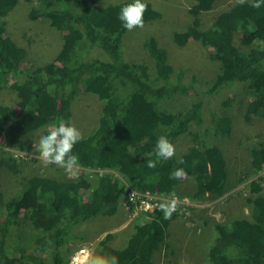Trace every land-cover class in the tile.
<instances>
[{"label": "trees", "instance_id": "16d2710c", "mask_svg": "<svg viewBox=\"0 0 264 264\" xmlns=\"http://www.w3.org/2000/svg\"><path fill=\"white\" fill-rule=\"evenodd\" d=\"M20 1L33 3L28 12L31 20H47L61 35L57 57L31 70L24 64L26 50L6 32V18ZM189 1L193 3L189 9L192 22L186 30L173 34L174 45L182 48L198 43L209 50L210 58L219 62L220 72L207 92L217 95L224 88L243 84L252 91L244 119L264 118V0L259 9L250 6L252 0L235 4L221 12L206 29L201 28L200 15L210 11L217 0ZM130 2L100 7L93 0H0V88H8L17 98V109L0 105V140L9 148L27 150L30 146L26 138L30 134L43 128L46 129L42 135L47 134L57 117L72 121V101L82 88L85 93L97 96L102 105L97 128L84 136L72 151L80 158V168L92 172L110 169L122 177L121 180L103 172L92 181L86 174L70 180L33 175L22 178L19 188L7 200L0 190L3 264H68L72 249L80 240L74 232L76 227L99 215H114L129 189L170 199L172 193L180 192L186 182H191V199L198 202L218 198L227 189L225 156L217 146H207L203 137L207 130L204 126L212 127L215 135L229 137L233 128L231 118L214 112L206 118L203 116L196 79H186L185 68L174 70L168 63L167 51L155 37L142 42L152 61L153 76L147 64H133L125 59L123 39L128 30L118 19V13ZM147 5L144 23L159 19L161 14L150 3ZM237 37L239 46L247 52L235 45ZM87 45L94 47L101 57L85 59L83 51ZM200 87L205 89L201 84ZM185 98L194 100L180 114L159 110L160 101ZM223 104L231 103L227 100ZM162 135L170 142L188 136L193 146L180 156L160 160L156 168H148L147 153ZM38 141L34 151L39 155ZM181 159L183 164L178 163ZM249 160L252 171L264 167V142L249 149ZM3 167L13 173L20 170L16 161L1 157L0 170ZM177 168H183L187 177L170 179ZM261 183L263 178L248 186L252 193L246 199L248 218L226 223L213 221L212 233L207 228L209 223H204L208 238L213 239L207 254L211 264H264V185ZM182 198L177 207L181 212H174L171 219H164L158 207L165 200H157L153 212L146 211L148 220H137L122 248L107 243L111 234L100 242L101 248L116 255L119 264H153L154 251L169 248L171 223L191 207V202L187 205ZM126 206L133 209L134 204ZM21 224H26L31 232L33 250L25 246L8 249L13 230ZM20 234L25 232H19L16 238Z\"/></svg>", "mask_w": 264, "mask_h": 264}, {"label": "rangeland", "instance_id": "374dc122", "mask_svg": "<svg viewBox=\"0 0 264 264\" xmlns=\"http://www.w3.org/2000/svg\"><path fill=\"white\" fill-rule=\"evenodd\" d=\"M93 1L97 6L106 7L129 0ZM147 2L161 14V17L155 21L144 23L142 28L127 31L123 39L125 59L133 64H147L149 72L153 76L152 61L146 54L142 42L150 36L155 37L159 46L167 51L168 63L174 70L177 71L181 67L185 68L186 79H196L197 89L200 90L198 97L203 102V116L208 117L210 112L228 115L233 127L229 137H221L213 134L212 127L204 126V129H207L203 137L204 142L207 146L220 148L228 164L229 183L225 193L218 198L198 202L191 199L193 184L186 182L175 196L180 202H182V196L184 197L183 200H189L191 207L187 213H183L182 217H179L178 214V220L171 223L169 248L160 247L154 251L153 264H211L207 256L208 248H210L208 247L209 243L211 242V245L213 243L211 236L208 238V231L211 232L212 228L211 223L213 221L226 223L235 219L248 218L250 210L246 199L252 197L248 186L259 178L264 180V169L252 171L249 163V149L259 147L264 142V118L255 117L250 121L244 119V111L252 96V91L243 84H234L231 88H224L217 95H211L207 92V87L213 84L216 75L220 72L219 62L210 58L209 50L207 51L198 43H190L182 48L174 45L173 34L186 30L192 22V16L189 13L193 4L191 1L147 0ZM238 3H240L238 0H217L210 11L200 15L201 28H208L221 12L227 11ZM32 4L31 2L20 1L6 18L8 36L27 52L24 64L28 70L53 60L61 51L60 33L53 30L47 20L36 19L33 21L28 17ZM238 40V37L234 40L235 45L240 51L247 52L246 48L239 46ZM83 56L85 59H90L95 56L99 57L100 53L94 47L87 45L84 48ZM200 84L205 89H201ZM193 100V98L164 100L158 103V107L163 113L177 115L184 112ZM227 100L231 103L228 106L223 104ZM1 104L15 106L17 109L15 93L8 88H0ZM101 105V100L97 96L85 93L82 88L78 89L71 105L73 116L71 122L81 131L83 137L97 128ZM45 129H40L27 136V145L30 146L27 150L9 148L6 144L4 145L3 139L0 140V158L13 159L20 169L18 173L9 171L7 167L0 170V190L4 195V200L9 199L15 193L22 178L29 176L39 175L56 180H70L86 174L88 179L92 181L100 176L98 173L80 168L77 175L73 177L64 168L57 165L44 166L39 155L34 151V144ZM171 142L175 145L176 156L184 154L193 146L191 138L185 135L179 136ZM105 174L122 180L116 171L105 172ZM261 184L264 185V183ZM155 197L152 198L156 199ZM205 198L209 197L206 196ZM119 202L118 211L114 215H99L76 227L74 232L80 236V240L72 249V253L68 257L69 262L73 256H76L74 264H86L84 261L85 253L94 248L100 249V242L108 234H111L112 237L107 243L114 248H122L133 233L137 220L143 218L148 220L146 216L148 212L146 211L149 209L139 207H134L133 210L129 209L126 206L125 195ZM206 221L209 223L207 225L208 231L203 228ZM19 232H25V234H20V237L16 238ZM13 233L7 244L8 249L13 251L15 246H25L33 250L29 239L31 232L26 224L19 225L13 230ZM80 250H84V252L80 253ZM0 264H3L1 260Z\"/></svg>", "mask_w": 264, "mask_h": 264}, {"label": "clouds", "instance_id": "9594fccd", "mask_svg": "<svg viewBox=\"0 0 264 264\" xmlns=\"http://www.w3.org/2000/svg\"><path fill=\"white\" fill-rule=\"evenodd\" d=\"M238 2L244 3L246 0H238ZM261 5L262 0H252L250 6L259 9ZM147 7V0H131L130 3L121 7L118 19L128 31H132L134 28H142ZM82 139L81 131L70 119L57 117L51 130L39 138L37 149L41 162L44 166L57 165L64 168L70 176H76L81 167L80 158L72 150ZM175 154V145L166 136L162 135L157 139L153 150L147 153V167L156 168L160 160L171 159ZM178 163L183 164V159L179 160ZM186 177L187 173L183 168H177L170 174V179ZM158 207L163 212L164 219H171L178 207V198L175 193L171 194L170 199L161 202ZM84 261H86V264H119V258L103 248H94L92 251L86 252Z\"/></svg>", "mask_w": 264, "mask_h": 264}, {"label": "built area", "instance_id": "2783aa9c", "mask_svg": "<svg viewBox=\"0 0 264 264\" xmlns=\"http://www.w3.org/2000/svg\"><path fill=\"white\" fill-rule=\"evenodd\" d=\"M264 169V167H263ZM113 170H93L94 173H98L99 175H101L103 172H110ZM152 197L155 196H149L147 193L144 194H140L139 192H137L134 189H129L127 191V193L125 194V199H126V204L127 203H132L134 204V207H139V208H145V209H149V212H153V210L156 207V203L157 200H166L167 198L165 196H161V197H155L156 199H153ZM153 201V202H152ZM154 201H156L154 203ZM184 203L188 205L189 200H184ZM133 207V209H134ZM132 209V210H133ZM176 212H181V211H176ZM84 250H80V253H83ZM76 259V256H73V258L71 259V261L69 262V264H74V261Z\"/></svg>", "mask_w": 264, "mask_h": 264}, {"label": "bare ground", "instance_id": "6f19581e", "mask_svg": "<svg viewBox=\"0 0 264 264\" xmlns=\"http://www.w3.org/2000/svg\"><path fill=\"white\" fill-rule=\"evenodd\" d=\"M147 15V14H146ZM148 16V15H147ZM146 18V17H145ZM110 26V25H109ZM187 26V25H186ZM117 29V28H116ZM99 48V47H98ZM163 49V48H162ZM59 54V53H58ZM62 56V55H61ZM119 112V111H118ZM191 206V205H190ZM124 211V210H123ZM106 212V211H105Z\"/></svg>", "mask_w": 264, "mask_h": 264}]
</instances>
